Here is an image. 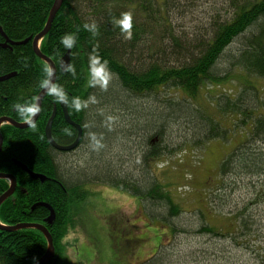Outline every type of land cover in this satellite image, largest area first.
Here are the masks:
<instances>
[{
    "label": "trees",
    "instance_id": "1",
    "mask_svg": "<svg viewBox=\"0 0 264 264\" xmlns=\"http://www.w3.org/2000/svg\"><path fill=\"white\" fill-rule=\"evenodd\" d=\"M55 1L0 0V25L9 39L4 47L6 37L0 32V76L14 74L0 80V117L25 122L15 106L35 107L43 89L41 81L46 76L43 69L49 65L34 52L32 40L46 26ZM84 1L85 5L81 4L83 0H64L40 46L57 67V79L51 89L63 90L69 115L83 128L78 146L85 143L88 135L95 134L103 140L107 137L109 129L103 128V121L96 120L92 114L96 109L90 108L97 100L126 108L136 95L156 94L159 99L160 90L167 93L174 90L179 98L165 97L158 119L146 121L147 145L141 146L140 164L153 168L158 163L169 146L165 126L170 122L177 124L181 118L193 123V134L201 143L216 138L234 142V137L239 136L240 140L224 156L217 170V193L213 194L218 197L220 221L217 224L206 221L197 232L212 238L222 237L224 264H264V87L259 85L264 80V0H220L228 16L223 17L219 10L207 11L209 16L196 35L178 34L174 29L169 8L175 2L181 4L179 0ZM122 14L131 16V39L124 38L117 23ZM85 22H95L98 35L93 37L86 31ZM68 33L77 36L71 49L60 43V38ZM27 38L30 40L22 43ZM68 50L74 74L60 67L61 58ZM91 56L107 61L111 73L107 89L89 85ZM234 69L239 86L236 95L226 96L222 104L210 101L199 104L205 86L221 88ZM90 96H97L95 103L89 102L79 111L72 106L73 98L83 101ZM60 103L49 91L35 128L1 125L4 142L0 151V173H12L18 181L15 193L0 207V220L7 224L41 220L49 215L46 207L36 208L32 214L28 211L36 202L50 204L57 212L56 223L50 227L57 253L62 248L59 239L67 234L72 221L71 210L87 198L86 185L90 182L74 179L64 169L60 157L68 152L52 147L46 137V124L57 105L53 137L61 145L71 144L77 138V128L66 121ZM211 108L215 114H211ZM218 111L223 114L217 116ZM228 118L231 126L226 123ZM16 161L48 179L44 182L32 179ZM253 177L257 182H253ZM95 178L131 190L142 200L163 204L172 215L180 211V206L154 175L148 183H138L112 171L99 173ZM10 183L9 179L0 178V197ZM240 185L252 188L254 193L243 206L232 207V192ZM227 206L230 207L225 211ZM1 235L0 264H32L47 251V240L38 230ZM68 260L58 259L49 264H70ZM152 262L157 264L155 258Z\"/></svg>",
    "mask_w": 264,
    "mask_h": 264
},
{
    "label": "rangeland",
    "instance_id": "2",
    "mask_svg": "<svg viewBox=\"0 0 264 264\" xmlns=\"http://www.w3.org/2000/svg\"><path fill=\"white\" fill-rule=\"evenodd\" d=\"M179 1L181 4L175 2L169 8L178 34L196 35L209 16L207 11L219 10L223 17L228 16L227 8L220 0ZM81 4L86 3L83 0ZM228 74L221 88L205 86L201 92L204 100L202 98L199 104L204 101L222 104L227 97L236 95L239 90L237 75H234L236 70ZM259 85L264 87V80ZM170 92L160 90L159 99L156 94L136 95L126 108H120L116 103H104L105 100H102L104 104L97 100V104L91 105V111L96 109L92 113L96 120L103 121V128L109 130L106 139H102L104 146L99 150L92 148V135H88L81 147L60 157L64 169L74 179L90 181L86 185L89 195L74 205L67 234L59 239L64 254L75 256L83 264H152L154 258L157 264H224L222 237L212 238L197 229L206 221L216 224L220 221L218 197L213 194L217 193V170L240 137H234V142L216 138L201 143L195 139L193 123L181 118L177 124L170 122L165 126V138L171 151L165 148L164 155L153 168L141 165V146L147 145L146 121L158 119L165 97L179 98L174 90ZM210 112L215 114L212 108ZM221 114L217 112V116ZM109 116L114 119L108 121ZM226 123L232 125L230 118ZM107 171L131 177L138 183H148L154 175L180 206V211L172 215L163 204L142 200L131 190L118 188L109 181H97L95 177ZM255 178H252L253 182H257ZM252 191V188L238 186L232 192V207L246 204L254 193ZM65 243L69 245L65 246ZM154 248L159 252L154 253Z\"/></svg>",
    "mask_w": 264,
    "mask_h": 264
},
{
    "label": "water",
    "instance_id": "3",
    "mask_svg": "<svg viewBox=\"0 0 264 264\" xmlns=\"http://www.w3.org/2000/svg\"><path fill=\"white\" fill-rule=\"evenodd\" d=\"M64 0H56L55 3H54V6L52 7V11L50 13V16H49V20L47 22V25L46 27L40 32L37 34V36L32 40L33 42V50L34 52H36V54L42 58L45 62H47V64L53 68V77L51 79V82H50V88H52L54 85H55V81H56V76H57V67H56V64L55 62L52 61V59L50 57H48L47 55H45L41 49H40V45H41V40L48 34L49 32V28L53 22V18L55 17V15L58 13V10L60 9V7L62 6ZM0 32H2L3 36H6V34L3 32L2 28H1V25H0ZM30 38H27V40L25 41H22V43H27V41H29ZM70 50H68V52L62 57L61 59V63L60 65L63 67V69L65 70L67 68L68 65H71V61H70ZM14 74H8L7 76H0V80H6L8 77L12 76ZM49 92L48 89H45L43 88L40 93L38 94L37 98H36V101H35V107H38L39 108V111L35 114V116L33 117V120H34V123H36L39 119V115H40V112H41V108H42V102L44 100V98L48 95L47 93ZM62 104V108H63V114L65 115V119L66 121L70 124V125H74L77 130H78V133H77V138L76 140L72 143V144H69V145H60L57 143V141L55 140V138L53 137L52 135V129H53V121L56 117V110H57V107L54 108L52 114H51V118L49 119V121L47 122L46 124V130H45V134H46V137L48 138L50 144L52 145V147H57L59 150L61 151H72L74 150V148H76V146L79 145L81 139H82V134H83V128L82 126L77 123L74 119L71 118V115H69V112H68V105L66 104V102H61ZM4 123H10L12 125H14L16 128H30L31 126L27 123V121L25 122H17L15 121L12 117H6V116H2L0 117V151H1V148H2V145H3V142H4V139H3V135H2V131H1V125L4 124ZM17 165L22 169L26 170L31 176L32 178H40L41 180H45L46 179V176L43 174H38L32 170H29L28 167L24 164V163H20L19 161H16ZM0 178H7L11 181V184H10V187L2 194V196L0 197V206L2 205V203L7 199L9 198L10 196H12V194L14 193V190L17 186V182L16 181V177L14 174H6V173H3L1 172L0 173ZM46 204V203H45ZM48 206V204H47ZM51 209V208H50ZM51 214L50 216L47 218V221L48 223H53L52 221L55 219V212L53 211V209H51ZM18 228H38L40 229L44 234L45 236L47 237V241H48V248H47V251L45 252V254L38 258L37 261H35L34 263L32 264H47L52 258L53 256L55 255L54 252H55V245L53 244V236L52 234L49 232L47 226H44L40 223H19V224H16L14 226H9V225H6V224H0V230H8V231H14V229H18Z\"/></svg>",
    "mask_w": 264,
    "mask_h": 264
},
{
    "label": "clouds",
    "instance_id": "4",
    "mask_svg": "<svg viewBox=\"0 0 264 264\" xmlns=\"http://www.w3.org/2000/svg\"><path fill=\"white\" fill-rule=\"evenodd\" d=\"M119 26L121 27V32L124 35L125 39L132 38V22L130 14H122V17L117 21ZM83 28L88 31L93 37L98 35V26L95 22H85L83 24ZM77 42V36L72 33H68L63 35L60 38V43L67 49H71L75 46ZM44 73L46 74L45 79L41 81L40 87L48 89L52 95H54L58 102H67V96L63 92V90L55 91L50 88V82L53 77V68L49 66H44ZM67 71L75 73V69L68 65L66 68ZM89 85L90 86H99L103 89H107L109 80L111 78V73L107 67V61H101L98 56H91L89 58ZM95 103L96 98L94 96H90L88 100L81 101L79 98H73L72 106L77 110H81V108H86L89 104ZM17 114L21 119L27 121V123L35 128L36 125L34 123L33 117L39 111L38 107H30L27 105L17 104L16 106ZM108 121H112L114 118L112 116L107 117ZM67 131V130H65ZM92 148L94 150H99L104 145L102 143L101 138H97L95 134L91 136Z\"/></svg>",
    "mask_w": 264,
    "mask_h": 264
},
{
    "label": "flooded vegetation",
    "instance_id": "5",
    "mask_svg": "<svg viewBox=\"0 0 264 264\" xmlns=\"http://www.w3.org/2000/svg\"><path fill=\"white\" fill-rule=\"evenodd\" d=\"M77 133H78V130H77ZM56 140V139H55ZM81 142V141H80ZM58 143V142H57ZM59 144V143H58ZM72 144V143H71ZM61 145V144H60ZM64 145H69V144H64ZM79 145H80V143H79ZM54 147V146H53ZM77 147H79V146H76V148H74V149H77ZM56 149H58L57 147H55ZM59 150V149H58ZM61 151V150H60ZM72 151H74V150H72ZM63 153L64 152H70V151H62ZM35 172V171H34ZM36 173H38V172H36ZM29 174V173H28ZM38 174H41V173H38ZM30 175V174H29ZM31 176V175H30ZM31 178H32V176H31ZM33 179V178H32ZM35 179V178H34ZM36 179H39V180H41L40 178H36ZM48 179V177L46 176V179L45 180H47ZM44 180V181H45ZM16 181H17V179H16ZM42 182H44L43 180H41ZM11 184V183H10ZM17 185H18V182H17ZM16 188H17V186H16ZM16 188H15V190H16ZM15 190H14V193H15ZM13 193V194H14ZM12 194V195H13ZM11 197V196H10ZM46 203V202H45ZM43 203V202H36V203H34V205L32 206V208H31V210L30 211H28V213L29 214H32V211H34L36 208H39V207H46L47 209H48V212H49V215H47V216H45V218H43V219H41V220H36V221H33V222H31V221H24V222H26V223H40V224H42V225H44V226H47V228H48V230H49V232H50V227L51 226H53L54 225V223H56L55 221H56V216H57V212H55L54 211V209L52 208V206L50 205V204H48V203ZM3 204V203H2ZM47 204H48V206H47ZM2 206V205H1ZM0 206V207H1ZM53 209V211L55 212V219L52 221L53 223H48V221H47V218L50 216V214H51V209ZM24 222H17V223H13V224H7V223H4V222H2L1 220H0V224H6V225H9V226H14V225H16V224H19V223H24ZM24 230H38L39 232H41L42 234H44L40 229H38V228H18V229H14V231H8V230H5V229H3V230H0V239H1V234H3V232H12V233H14V232H18V231H24ZM44 236H45V234H44ZM45 238H46V240H47V237L45 236ZM125 242L127 241V243H129V242H132V240H124ZM124 241H123V243H124ZM47 243H48V241H47ZM63 245H64V243H63ZM69 245V243L67 244V243H65V246H68ZM47 248H48V246H47ZM157 248V247H156ZM156 248H154V253L156 252V253H158L159 252V250L157 249L156 250ZM60 252H56V247H55V252H54V256H53V258L48 262V264L49 263H51L52 261H53V263H56V261H58V259H59V261L60 262H66L68 259V262H70V264H83V262L82 261H78L77 259H76V257L75 256H73V255H71V256H69V255H66V253L64 254L63 252H62V250L60 249L59 250ZM64 258H65V260H64ZM68 264V263H67ZM139 264H144V263H139Z\"/></svg>",
    "mask_w": 264,
    "mask_h": 264
},
{
    "label": "bare ground",
    "instance_id": "6",
    "mask_svg": "<svg viewBox=\"0 0 264 264\" xmlns=\"http://www.w3.org/2000/svg\"><path fill=\"white\" fill-rule=\"evenodd\" d=\"M53 6H54V5H53ZM51 9H52V8H51ZM59 10H60V9H59ZM59 10H58V11H59ZM51 11H52V10H51ZM50 13H51V12H50ZM56 15H57V14H56ZM56 15H55V17H56ZM49 16H50V14H49ZM49 16H48V18H49ZM55 17H54V18H55ZM54 18H53V19H54ZM47 20H49V19H47ZM54 20H55V19H54ZM54 20H53V21H54ZM47 22H48V21H47ZM52 23H53V22H52ZM46 25H47V24H46ZM51 25H52V24H51ZM45 27H46V26H45ZM45 27H44V28H45ZM50 27H51V26H50ZM44 28H43V29H44ZM43 29H42V30H43ZM49 29H50V28H49ZM1 33H2V32H1ZM2 35H3V34H2ZM4 37H6V42L3 44V46L6 47V46L9 44V43H8V40H9V39H8L7 36H4ZM41 42H42V41H41ZM40 46H41V45H40ZM40 49H41V48H40ZM70 53H71V52H70ZM61 59H62V58H61ZM60 67H61L62 71H66V69L64 70L63 67H62L61 65H60ZM56 73H57V71H56ZM57 74H58V73H57ZM7 75H8V74H7ZM2 77H4V76H2ZM10 77H11V76H10ZM8 78H9V77H8ZM56 79H57V76H56ZM6 80H7V79H6ZM2 81H3V80H2ZM47 94H48V93H47ZM60 104H61V103H60ZM61 106H62V104H61ZM55 107H57V105H55ZM55 107H54V108H55ZM56 111H57V110H56ZM4 124H5V123H4ZM2 125H3V124H2ZM45 176H46V175H45ZM43 255H44V254H43Z\"/></svg>",
    "mask_w": 264,
    "mask_h": 264
}]
</instances>
